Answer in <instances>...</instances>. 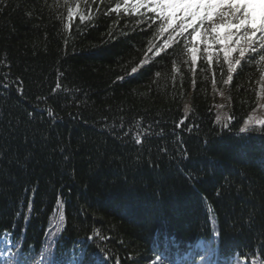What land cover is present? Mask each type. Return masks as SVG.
<instances>
[{
    "label": "trees",
    "instance_id": "16d2710c",
    "mask_svg": "<svg viewBox=\"0 0 264 264\" xmlns=\"http://www.w3.org/2000/svg\"><path fill=\"white\" fill-rule=\"evenodd\" d=\"M124 3L0 0V264H264L263 19Z\"/></svg>",
    "mask_w": 264,
    "mask_h": 264
},
{
    "label": "rangeland",
    "instance_id": "374dc122",
    "mask_svg": "<svg viewBox=\"0 0 264 264\" xmlns=\"http://www.w3.org/2000/svg\"><path fill=\"white\" fill-rule=\"evenodd\" d=\"M238 4L244 7L252 19H263L264 22V0H125L123 7L125 9H132L140 11L144 8L155 11L157 14L168 19V29L174 27L179 29L178 25L173 22L181 23L185 27L192 26L199 23L200 20L208 19L209 16L221 12L222 8L231 6V4ZM78 9L71 12V17L78 14ZM258 123L263 122L264 115L257 113ZM253 115L246 120L242 129L246 130L251 127L257 119ZM216 236L217 228L214 227ZM12 238L6 237V240H0V257H6V249L3 247L12 246ZM197 248L203 249V243L199 242Z\"/></svg>",
    "mask_w": 264,
    "mask_h": 264
}]
</instances>
